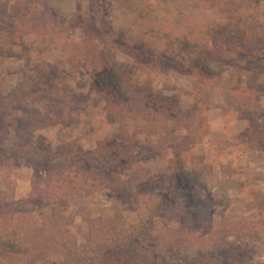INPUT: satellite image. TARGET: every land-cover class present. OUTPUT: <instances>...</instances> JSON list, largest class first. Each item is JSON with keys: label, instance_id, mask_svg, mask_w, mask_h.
<instances>
[{"label": "rangeland", "instance_id": "rangeland-1", "mask_svg": "<svg viewBox=\"0 0 264 264\" xmlns=\"http://www.w3.org/2000/svg\"><path fill=\"white\" fill-rule=\"evenodd\" d=\"M230 105L210 187L181 149ZM228 260L264 264V0H0V264Z\"/></svg>", "mask_w": 264, "mask_h": 264}, {"label": "crops", "instance_id": "crops-1", "mask_svg": "<svg viewBox=\"0 0 264 264\" xmlns=\"http://www.w3.org/2000/svg\"><path fill=\"white\" fill-rule=\"evenodd\" d=\"M185 88H190V87L186 86ZM190 96L193 97L194 94H191ZM234 108L235 106L230 105L226 107L225 110H222L221 113H217L215 110L209 112L208 113V115L210 116L209 125H208L209 134L207 133L206 137L202 138V140L199 143H197L195 147L190 146V148L187 147L181 149L183 151L182 153L184 154L187 151L188 153L193 152L192 155L189 154V157L195 156L197 154L202 155V161L206 164L211 165L212 168L210 169V171L212 173L209 171L208 173L204 174L205 178L204 176L202 177V180L206 179L209 182L210 187L215 185V180H216L215 178L217 177V175L215 174H219V173L223 174L221 173L222 172L221 170L225 169L229 171V174L225 175V179L229 178V181H231L234 178L233 176L235 174L234 173L235 168L237 167L243 168L240 165V163L237 162L238 159L237 156L242 153L240 149L238 148L235 149V146H223L221 143V140L223 141L229 138L230 135H234L236 132H238L236 131V128L237 126H240L242 124L240 118L238 117V113ZM239 168L237 170H239ZM245 171L247 170L245 169ZM234 189L236 188L234 187ZM230 193L232 195L234 194L238 195L242 199L244 198L243 194L235 190L231 191ZM248 198H244V199L248 200Z\"/></svg>", "mask_w": 264, "mask_h": 264}, {"label": "trees", "instance_id": "trees-1", "mask_svg": "<svg viewBox=\"0 0 264 264\" xmlns=\"http://www.w3.org/2000/svg\"><path fill=\"white\" fill-rule=\"evenodd\" d=\"M83 152V151H82ZM84 153V152H83ZM208 208H204V207H200V212H204V211H206ZM206 213H207V211H206ZM227 264H234V262L232 261V260H228V262H226Z\"/></svg>", "mask_w": 264, "mask_h": 264}]
</instances>
